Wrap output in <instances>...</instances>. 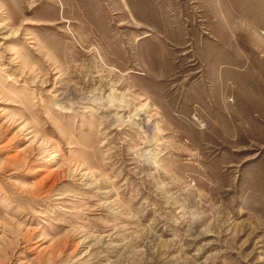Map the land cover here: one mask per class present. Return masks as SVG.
Wrapping results in <instances>:
<instances>
[{
	"label": "rangeland",
	"instance_id": "1",
	"mask_svg": "<svg viewBox=\"0 0 264 264\" xmlns=\"http://www.w3.org/2000/svg\"><path fill=\"white\" fill-rule=\"evenodd\" d=\"M0 264H264V0H0Z\"/></svg>",
	"mask_w": 264,
	"mask_h": 264
}]
</instances>
